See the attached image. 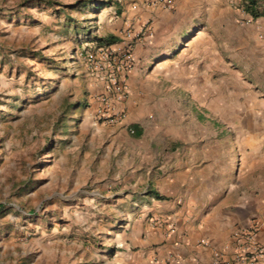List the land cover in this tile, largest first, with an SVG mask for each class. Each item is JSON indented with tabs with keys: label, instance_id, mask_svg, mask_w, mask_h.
I'll list each match as a JSON object with an SVG mask.
<instances>
[{
	"label": "rangeland",
	"instance_id": "1",
	"mask_svg": "<svg viewBox=\"0 0 264 264\" xmlns=\"http://www.w3.org/2000/svg\"><path fill=\"white\" fill-rule=\"evenodd\" d=\"M116 3L0 0V264H159L148 196L169 168H264V17L225 0L209 30L223 58L206 70L202 20L219 14H182L161 60L129 82L152 30L119 33L124 48L110 51L130 47L135 61L112 71L97 40L121 17Z\"/></svg>",
	"mask_w": 264,
	"mask_h": 264
},
{
	"label": "crops",
	"instance_id": "2",
	"mask_svg": "<svg viewBox=\"0 0 264 264\" xmlns=\"http://www.w3.org/2000/svg\"><path fill=\"white\" fill-rule=\"evenodd\" d=\"M115 1L122 15L111 25L110 35L119 38L114 46L124 48L119 36L124 30H140L144 22L150 23L152 30V37L134 45L139 67L129 75V82L139 76L142 61L160 59L162 42L174 36L177 19L197 7L206 14L216 10L219 15L216 20H202L200 42L203 47L196 55L206 61V70L212 53L223 58V51L214 47L216 40L209 30L223 24L219 16L225 0H170V6L159 0ZM132 94L128 107L134 102ZM165 173L168 183H155L148 196L153 206L151 220L157 221L149 225L148 230L154 236L152 241L160 243L151 254L158 251L155 257L159 264H211L216 251L229 257L240 234L253 225L257 227V242L264 244V168H237L235 177L226 168H169ZM158 195L166 199L158 200ZM158 203H169L173 208L165 212L158 209ZM145 216L150 215L143 214ZM145 246H149V242Z\"/></svg>",
	"mask_w": 264,
	"mask_h": 264
},
{
	"label": "built area",
	"instance_id": "3",
	"mask_svg": "<svg viewBox=\"0 0 264 264\" xmlns=\"http://www.w3.org/2000/svg\"><path fill=\"white\" fill-rule=\"evenodd\" d=\"M166 6H170V0H159ZM241 1V0H240ZM128 37H131V34H128ZM112 46L103 47L102 50L107 52L105 58H107L109 68L114 71L126 72L132 69L134 65V54L131 48H127L124 54L119 57L114 52H111ZM89 63L91 68L100 69L99 63L96 62V58L94 55L89 56ZM117 84L116 78L113 77L111 80V85L109 90L114 89V91H118L117 100L119 102H124L126 99V89L122 87H115ZM118 88V89H117ZM257 227L250 226L246 230H244L240 236L238 241L235 243V246L231 249V256H227L224 252L216 251L214 252L212 263L211 264H258L260 262H264V244H260L256 240Z\"/></svg>",
	"mask_w": 264,
	"mask_h": 264
},
{
	"label": "trees",
	"instance_id": "4",
	"mask_svg": "<svg viewBox=\"0 0 264 264\" xmlns=\"http://www.w3.org/2000/svg\"><path fill=\"white\" fill-rule=\"evenodd\" d=\"M262 0H242L243 3V9L244 12H246L248 15H250L254 19L262 18L264 17V11L260 10V4ZM112 2H100L98 4L99 9L107 8L108 5H110ZM100 47H110L114 46L119 42V38L113 35L106 36L99 38L97 40ZM137 131H133L136 133L137 137H141L142 131L140 127L135 126ZM158 200H165L166 198L164 196H157Z\"/></svg>",
	"mask_w": 264,
	"mask_h": 264
}]
</instances>
